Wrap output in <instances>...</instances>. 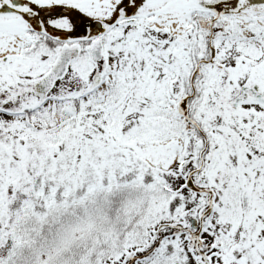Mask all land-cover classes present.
<instances>
[{
  "label": "snow or ice",
  "instance_id": "6c2138e0",
  "mask_svg": "<svg viewBox=\"0 0 264 264\" xmlns=\"http://www.w3.org/2000/svg\"><path fill=\"white\" fill-rule=\"evenodd\" d=\"M0 264H264V0H0Z\"/></svg>",
  "mask_w": 264,
  "mask_h": 264
}]
</instances>
